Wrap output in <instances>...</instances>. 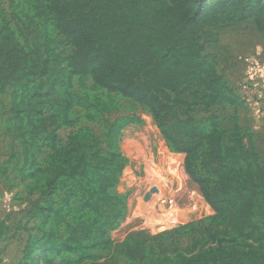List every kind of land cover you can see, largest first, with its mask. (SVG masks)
<instances>
[{
    "label": "trees",
    "instance_id": "obj_1",
    "mask_svg": "<svg viewBox=\"0 0 264 264\" xmlns=\"http://www.w3.org/2000/svg\"><path fill=\"white\" fill-rule=\"evenodd\" d=\"M38 10L43 28L20 41L0 1V93L10 89L7 131L19 145L1 174L12 164L22 182L38 183L32 188L37 197L21 210L38 224L18 264H53L63 253L80 259L89 250H112L128 264H264V162L236 114L225 130L212 111L218 105L235 109L238 97L204 53L213 28L252 19L264 35V4L45 0ZM46 21L68 53L51 45ZM74 76L90 77L150 112L171 150L184 154L185 172L214 212L207 222L156 234L139 229L120 242L108 237L127 212L124 198L111 193L125 166L118 135L137 119H111L102 103L85 99V116L105 125L103 138L80 127L58 146L57 130L77 122L69 115ZM43 149L49 150L45 165ZM9 232L0 220V246Z\"/></svg>",
    "mask_w": 264,
    "mask_h": 264
},
{
    "label": "rangeland",
    "instance_id": "obj_2",
    "mask_svg": "<svg viewBox=\"0 0 264 264\" xmlns=\"http://www.w3.org/2000/svg\"><path fill=\"white\" fill-rule=\"evenodd\" d=\"M0 1L3 16L9 20L20 41L25 37L30 39L35 28H43V18L37 13L45 0H13V4L9 0ZM248 1L264 4V0ZM45 27L56 51L68 53L70 47L61 42L60 35L49 21L45 22ZM212 31L215 37L205 45L204 53L215 63L218 72L238 97L235 109L230 105H218L212 111L218 115L225 130L232 127L233 115L236 114L239 125L251 134L260 160L264 162V35L256 30L252 19L225 28H213ZM244 83L249 85L247 92L242 88ZM9 93L10 89L0 93V220L6 219L10 226V232L0 246V264H18L25 241L29 234L35 233L33 227L38 224L37 220H27L21 212L37 197L32 188H36L38 183L30 180L22 182L11 170L12 164H7L5 175L1 174L9 155L19 153L18 143L7 131L11 123ZM70 93L72 105L69 115L77 122L74 126H61L57 130L58 146L65 145L70 133L80 127H88L103 138L105 125L101 118L91 121L85 116L82 104L85 99L102 103L103 111H107L105 116L111 119H137L124 126L118 135L117 145L125 159V166L111 193L124 198L127 212L119 225L108 232L113 242H120L139 229L156 234L181 224L208 221L207 218L214 212L185 172L184 154L171 150L146 108L96 86L90 77H72ZM197 116L204 114L197 113ZM48 153V149L40 153L41 165L47 162ZM141 209L143 213L139 214ZM173 214L178 220L166 221ZM146 215L154 221V225H146ZM200 243L207 244L205 239ZM86 254L79 259L77 254L63 253L54 256L53 264H128L112 250H89Z\"/></svg>",
    "mask_w": 264,
    "mask_h": 264
},
{
    "label": "bare ground",
    "instance_id": "obj_3",
    "mask_svg": "<svg viewBox=\"0 0 264 264\" xmlns=\"http://www.w3.org/2000/svg\"><path fill=\"white\" fill-rule=\"evenodd\" d=\"M147 205V204H146ZM146 208V207H145ZM145 212V211H144ZM143 213V210L141 209L139 211V214H142ZM182 219V217H181ZM178 220V217H176V214H173V215H170L167 217L166 221L168 222H173V221H177ZM146 225H154V221H151L150 220V217L148 215H146Z\"/></svg>",
    "mask_w": 264,
    "mask_h": 264
},
{
    "label": "built area",
    "instance_id": "obj_4",
    "mask_svg": "<svg viewBox=\"0 0 264 264\" xmlns=\"http://www.w3.org/2000/svg\"><path fill=\"white\" fill-rule=\"evenodd\" d=\"M242 88L245 92H247V90L249 89V85L244 83Z\"/></svg>",
    "mask_w": 264,
    "mask_h": 264
}]
</instances>
